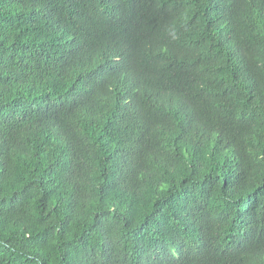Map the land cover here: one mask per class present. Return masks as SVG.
Listing matches in <instances>:
<instances>
[{"label":"trees","instance_id":"16d2710c","mask_svg":"<svg viewBox=\"0 0 264 264\" xmlns=\"http://www.w3.org/2000/svg\"><path fill=\"white\" fill-rule=\"evenodd\" d=\"M0 264H264V0H0Z\"/></svg>","mask_w":264,"mask_h":264}]
</instances>
